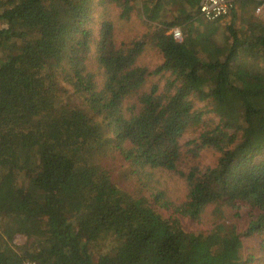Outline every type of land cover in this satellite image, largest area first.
Returning a JSON list of instances; mask_svg holds the SVG:
<instances>
[{
  "label": "trees",
  "instance_id": "trees-1",
  "mask_svg": "<svg viewBox=\"0 0 264 264\" xmlns=\"http://www.w3.org/2000/svg\"><path fill=\"white\" fill-rule=\"evenodd\" d=\"M258 2L235 0L214 37L199 0H0V264H264ZM204 149L212 165L182 168ZM244 217L258 257L228 222Z\"/></svg>",
  "mask_w": 264,
  "mask_h": 264
},
{
  "label": "rangeland",
  "instance_id": "rangeland-1",
  "mask_svg": "<svg viewBox=\"0 0 264 264\" xmlns=\"http://www.w3.org/2000/svg\"><path fill=\"white\" fill-rule=\"evenodd\" d=\"M169 17L168 19H173V16H167ZM229 19L228 17H225L223 20H227ZM222 20V21H223ZM132 23V22H131ZM128 28H131L133 30V32L130 35H135L137 34V36H142V32L145 31V25H143L142 23H140V21H135V23H132L131 26H128L127 29L122 27L121 24L118 22L116 23V33H117V37L120 38V40L123 38H125L128 34ZM180 31L181 34L182 29L181 27H177ZM95 29L97 30V27H95ZM128 35V36H130ZM160 57L158 56V54L154 51L148 52L146 56H144L141 61H144L146 64H150V66H157L160 63ZM258 70H263L264 69V65H258L257 67ZM166 79L163 78L161 80L160 84V89H163L166 85ZM75 98H73L74 102H78L76 98L81 99L79 96H74ZM206 103L205 102H196V107L197 108H201L204 109ZM205 124L207 126H209V128L212 126L211 123L209 122H205ZM203 126V125H202ZM203 130V127L200 128V131ZM193 136H196V134H188L185 137V140H191L193 138ZM191 146H189V148H191ZM191 155V154H189ZM217 156V154H215V152H213L212 150H200L198 152V155L196 157H192L189 156L188 159L184 160V165L182 166L183 169H188L189 168V164L193 163V164H197L200 167H204V166H210L215 162V157ZM183 161V160H182ZM123 164V163H122ZM113 166V164H112ZM123 168H126V165L123 164L122 167H120L121 171ZM114 179L117 182H120L124 185H126V187H128V189H134L135 190H140V183L137 181L136 183V179L135 178H129L128 180L124 179V176L121 172H115L113 174ZM178 184L180 185L179 187L176 186L174 187V183L173 182H169L168 183V188L170 191H172L173 193L175 192L174 199L175 198H182L183 197V187L182 185L178 182ZM236 212V211H235ZM242 214H244V212H242ZM229 223L233 224L236 226L238 233L242 236V240H244V248L242 250V254L243 256L246 258L248 256H254V257H258L259 253H258V243L259 240L257 239V237H246L244 235L246 228H247V224L248 221H246L245 217L243 219L240 218H234V219H230L228 220ZM185 229H187L188 231H197V232H207L211 229V222L210 219L207 215H205V217L202 219V221H200L198 224L196 223H191V222H186L185 223ZM110 238L108 237H104L102 238L97 245L95 246V250L97 253H103L105 251H107L111 246L112 243L110 242ZM14 242L17 245H20L24 242V239L21 236H17L14 240Z\"/></svg>",
  "mask_w": 264,
  "mask_h": 264
},
{
  "label": "built area",
  "instance_id": "built-area-1",
  "mask_svg": "<svg viewBox=\"0 0 264 264\" xmlns=\"http://www.w3.org/2000/svg\"><path fill=\"white\" fill-rule=\"evenodd\" d=\"M234 3L235 0H199V16L208 22H218L227 17ZM254 15L264 20V0H259L254 9ZM170 33L177 40L182 38L181 31L178 28L172 29Z\"/></svg>",
  "mask_w": 264,
  "mask_h": 264
},
{
  "label": "crops",
  "instance_id": "crops-1",
  "mask_svg": "<svg viewBox=\"0 0 264 264\" xmlns=\"http://www.w3.org/2000/svg\"><path fill=\"white\" fill-rule=\"evenodd\" d=\"M223 20V19H222ZM220 20V21H218V22H208V21H206V20H203V19H201V22H203V23H208V24H211V26L210 27H212V28H216L217 29V31H215L214 32V37H219V33H218V31H220L219 29H221V28H223V29H225V27H226V25H227V23H229V19H227V20ZM177 27V26H176ZM189 28H192V29H195V31H202L203 30V28L204 27H199V25H198V22L197 21H192V24H190L189 26H188ZM215 29V30H216ZM225 42H227V39L225 40Z\"/></svg>",
  "mask_w": 264,
  "mask_h": 264
}]
</instances>
